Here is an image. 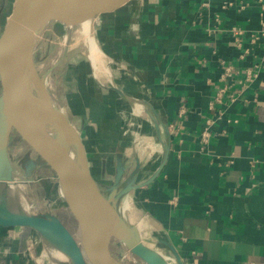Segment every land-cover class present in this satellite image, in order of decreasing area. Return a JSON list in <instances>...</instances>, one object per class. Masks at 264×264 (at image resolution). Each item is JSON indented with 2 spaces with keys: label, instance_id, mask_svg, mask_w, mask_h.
<instances>
[{
  "label": "crops",
  "instance_id": "crops-1",
  "mask_svg": "<svg viewBox=\"0 0 264 264\" xmlns=\"http://www.w3.org/2000/svg\"><path fill=\"white\" fill-rule=\"evenodd\" d=\"M15 2L0 0V35ZM235 26L263 31L264 0H148L93 26L101 62L88 48L68 62L69 118L94 180L107 197L137 186L117 209L173 264H264V49L249 35L239 48ZM222 62L235 78L221 81ZM41 242L0 228V264H42Z\"/></svg>",
  "mask_w": 264,
  "mask_h": 264
},
{
  "label": "water",
  "instance_id": "water-1",
  "mask_svg": "<svg viewBox=\"0 0 264 264\" xmlns=\"http://www.w3.org/2000/svg\"><path fill=\"white\" fill-rule=\"evenodd\" d=\"M147 1L24 0L21 4L16 0L0 35V228L37 232L46 242L69 256L71 264H120L114 255L117 246H124L144 264L171 263L162 253L143 243L139 229L119 214L117 201L137 186H128L111 197L105 196L91 174L85 145L71 122L57 109L61 115L57 120H62L67 127L66 132L75 141V155L46 130L44 122L31 116L21 98L22 86L15 83V54L26 39L43 32L48 25L57 23L65 26L67 33L62 54L41 78L40 84H45L48 76L63 63L74 28L116 20L142 8ZM12 133L18 135L59 182L64 194L62 198L78 222L81 241L55 215H30L11 209L10 202H16L15 196L11 198L9 193L11 185H16L9 165ZM121 174L120 168L118 179ZM86 219L95 230L97 239L89 235ZM89 251L96 254L97 263L90 258ZM178 260L183 264L179 257Z\"/></svg>",
  "mask_w": 264,
  "mask_h": 264
},
{
  "label": "rangeland",
  "instance_id": "rangeland-1",
  "mask_svg": "<svg viewBox=\"0 0 264 264\" xmlns=\"http://www.w3.org/2000/svg\"><path fill=\"white\" fill-rule=\"evenodd\" d=\"M93 26L94 25H92V28ZM80 30L81 28L79 27L71 31L67 54L63 60L64 63L56 68L45 81V86L55 107L69 121L71 115V109L69 108V103L71 101L70 91H73L74 87L71 85L73 81H70L71 75L69 69H67L68 62H77L87 60L88 58L87 45L85 39L82 37L80 38ZM66 33V27L57 23L48 25L44 32H42L31 53L33 68L38 78H42L46 71L53 67L59 60L63 51ZM66 76L67 78L69 77L67 81L63 79L61 80L62 83H59V79ZM11 145L9 165L13 170V182L17 185V193L15 194V201L17 205H19L17 213L55 215L60 218L73 235L81 241L78 222L71 213L67 203L61 197L59 190L56 192L51 190L50 186L52 181L50 178L52 177V172L50 169L20 140L16 133H12ZM119 207H121V205ZM124 218L126 219V217ZM40 238L42 242L38 248V252L42 264H71V261H63L56 257H52L53 255L49 253L45 245V239L41 235ZM123 250H126V253ZM114 255L120 264H144L142 261L132 256L124 246H122L121 251L115 247ZM134 258L137 260L136 262Z\"/></svg>",
  "mask_w": 264,
  "mask_h": 264
},
{
  "label": "bare ground",
  "instance_id": "bare-ground-1",
  "mask_svg": "<svg viewBox=\"0 0 264 264\" xmlns=\"http://www.w3.org/2000/svg\"><path fill=\"white\" fill-rule=\"evenodd\" d=\"M20 3L23 4L24 0H20ZM80 32H81V37L85 39L87 48L89 49L90 57L93 60V62L94 63L101 62L102 54L101 51L99 50L98 45L95 42L92 25L85 24L84 26L81 27ZM41 34L42 32H38L35 33L30 38L26 39L23 42V44L20 46L18 51L16 52L14 59V67H13V75H14L15 83H17V85L21 84L22 86L21 98L23 99L22 101L25 104L31 116L39 121L44 122L46 130L52 136L58 138L59 141L63 145H65L66 148L69 149V151L73 155H75L76 154L75 141L73 140L72 136L66 132L65 129H67V127L64 123H62V120L60 122L57 120L61 115L57 112V108L55 107L54 102L50 98L45 84H40L41 78H38L36 76L35 70L33 68L31 53L34 49V45L40 38ZM16 186L17 185L15 186L11 185L9 191L11 198H13L12 195L15 196V194L17 193ZM63 195H64L63 191L61 190V197H63ZM9 205L13 210L19 208V205H17L16 202H12V203L10 202ZM87 221L88 219L85 220V224L89 232V235L91 236V238L97 239V234L95 230L93 229L92 225ZM45 243H46L45 245L49 250V253L53 255V256L51 255L52 257H56L63 261H70L69 256H67L63 251H61L55 245L48 243L46 241ZM89 254H90V258L95 263H97L98 258L96 254L92 251H89Z\"/></svg>",
  "mask_w": 264,
  "mask_h": 264
},
{
  "label": "built area",
  "instance_id": "built-area-1",
  "mask_svg": "<svg viewBox=\"0 0 264 264\" xmlns=\"http://www.w3.org/2000/svg\"><path fill=\"white\" fill-rule=\"evenodd\" d=\"M231 35L233 37V41L234 43L239 47L242 48L244 47V43L245 40L244 38L249 35V43L250 45L254 46L259 44L263 49H264V30L259 31V32H253V33H249L246 32L243 28L239 27V26H235L231 29ZM250 49H244L243 53L241 54L240 58L241 60L245 59L248 55H250ZM223 70H222V75H221V81L222 82H226L227 80H231L233 78H235L236 72H235V68L232 64L227 63V62H222L221 64ZM256 72L254 70H247L245 72L244 79L242 81L244 86H247L248 84H250L253 79L256 77ZM226 91V88H221L219 90V96H218V100L220 99V95L222 93H224ZM205 137H207V134H205ZM166 260L173 264V260L169 257H166Z\"/></svg>",
  "mask_w": 264,
  "mask_h": 264
}]
</instances>
